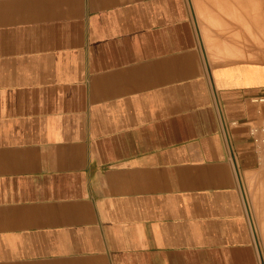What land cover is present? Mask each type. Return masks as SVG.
I'll return each mask as SVG.
<instances>
[{
  "label": "crops",
  "instance_id": "1",
  "mask_svg": "<svg viewBox=\"0 0 264 264\" xmlns=\"http://www.w3.org/2000/svg\"><path fill=\"white\" fill-rule=\"evenodd\" d=\"M249 66L189 0H0V264H262Z\"/></svg>",
  "mask_w": 264,
  "mask_h": 264
},
{
  "label": "bare ground",
  "instance_id": "2",
  "mask_svg": "<svg viewBox=\"0 0 264 264\" xmlns=\"http://www.w3.org/2000/svg\"><path fill=\"white\" fill-rule=\"evenodd\" d=\"M200 4L202 12L207 11L212 16V23L209 18L208 22L216 25L223 38L222 44L217 45V37L213 41L212 37H206L208 46L219 57H231L237 63H245V60L252 63L255 72L252 73V69L251 72L246 71L245 77L249 74L264 76V0H200Z\"/></svg>",
  "mask_w": 264,
  "mask_h": 264
},
{
  "label": "rangeland",
  "instance_id": "3",
  "mask_svg": "<svg viewBox=\"0 0 264 264\" xmlns=\"http://www.w3.org/2000/svg\"><path fill=\"white\" fill-rule=\"evenodd\" d=\"M189 1L191 3L193 20L198 29L200 45L203 50L204 58L205 61L207 62V65L211 68V70L215 69V71L217 70L223 71L230 68L232 65L236 64L237 62L236 59L231 57L230 58L219 57L218 54H216L215 51L208 46L209 44L207 42L206 37L208 36L212 37L210 38L212 41L218 38L217 45L222 44L223 38L220 37L219 30L216 27V25L213 23L214 25L212 24L213 25L212 26L210 22H208L210 20L212 23V16L209 14V12L207 11L202 12V10L200 9L201 6L200 0H189ZM208 23H209L208 25L209 27L207 28ZM219 54L223 55L221 53ZM244 62L245 64H250L249 67H252V69L254 70L252 63L247 62V60H245ZM258 77H259L258 74H249L245 77V79H247V81L253 82L254 79H258ZM260 80L264 82V76L260 77ZM256 129L253 130V133L256 135V138L258 139L257 141H259V145H261V148L264 151V119H263L262 127ZM263 176H264V172L262 174L246 175L243 177L241 181V186L245 194V199L248 205L249 215L251 216L253 229L261 249L262 257L264 258V190H263L264 180L262 179ZM261 181L263 184L261 183Z\"/></svg>",
  "mask_w": 264,
  "mask_h": 264
},
{
  "label": "water",
  "instance_id": "4",
  "mask_svg": "<svg viewBox=\"0 0 264 264\" xmlns=\"http://www.w3.org/2000/svg\"><path fill=\"white\" fill-rule=\"evenodd\" d=\"M262 264H264V262Z\"/></svg>",
  "mask_w": 264,
  "mask_h": 264
}]
</instances>
